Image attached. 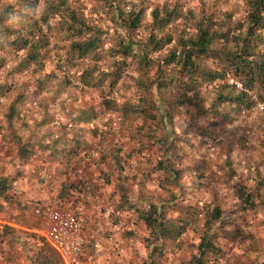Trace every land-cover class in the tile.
Masks as SVG:
<instances>
[{
	"label": "trees",
	"instance_id": "16d2710c",
	"mask_svg": "<svg viewBox=\"0 0 264 264\" xmlns=\"http://www.w3.org/2000/svg\"><path fill=\"white\" fill-rule=\"evenodd\" d=\"M241 1L245 8L239 18L229 11L217 14L200 8L189 19L190 31L179 34L173 45L160 54L172 41L167 27L178 15L175 7L165 3L151 7L149 22L144 23L148 6L141 5L140 0H96L94 16L88 17L70 6L69 0H42V4L39 0H17L0 8V71L5 75L31 71L35 75L46 60L55 62V69H62L59 70L62 75L75 67L69 73L74 81L81 88L95 90L105 107L116 112L122 123L136 134H143L141 144L148 138L158 140L161 134H156L157 131H164L166 120L171 121L172 113L182 109L192 108L201 119L207 117L229 124L256 105L264 107V0ZM142 26L146 31L139 35ZM11 56L14 62L7 66ZM54 78H59L63 88L75 87L67 75L57 77L53 70L34 76L33 85L44 92L46 83ZM13 87V83L0 80V97ZM121 88L128 97L117 102ZM26 98L24 89L17 91L4 112L16 157L22 162L39 145L11 129ZM92 116V111L79 109L75 121L86 122ZM194 129L202 138L209 139L214 133L207 125ZM44 147L51 154L70 158L89 144L59 135ZM118 156L119 150L111 154L112 159ZM224 161L228 184L235 172L228 157ZM203 165L196 162L197 173H203L199 172ZM117 166L121 173L122 166ZM186 168L176 167L171 160L157 162L156 170L163 174L167 185L166 198L133 203L118 184L120 205L136 211L145 230L141 239L151 260L153 255L161 256L169 243L182 247L181 235L191 221L200 218L197 242L188 244L189 259L181 264H216L222 249L216 241L215 228H221L220 235L226 240L240 234L238 213L264 208V175L257 173L250 187L231 184L234 208L225 211L216 193L199 206L179 200L185 187L181 172ZM14 179L12 175L0 176V198L6 197ZM80 183H71L69 187L79 191ZM39 225L36 218L18 224L20 228L0 224V247L6 244L10 248L21 241L27 243L20 247L31 264H63L43 238L31 231ZM227 226L230 228L226 229ZM234 264H264V259L259 263L255 260Z\"/></svg>",
	"mask_w": 264,
	"mask_h": 264
},
{
	"label": "rangeland",
	"instance_id": "374dc122",
	"mask_svg": "<svg viewBox=\"0 0 264 264\" xmlns=\"http://www.w3.org/2000/svg\"><path fill=\"white\" fill-rule=\"evenodd\" d=\"M16 1L0 0V8ZM69 1L70 6L86 17L94 16V8L98 5L96 0ZM140 1L143 3L141 5L148 6L144 23L149 22L148 12L153 6L165 3L175 7L178 12L167 27L172 41L158 52L160 54L173 45L179 34L190 31L189 19L200 8L217 11V14L218 11H229L235 18L241 17L245 8L241 0ZM39 4H42V0H39ZM52 21L55 22L54 19ZM145 31L146 27L142 26L138 34L143 35ZM14 59L11 56L7 66L13 64ZM55 64L46 60L35 75L31 71L7 75L0 71V80L11 82L14 86L9 93L0 97V176L12 175L15 178L6 197L0 198V224L20 228L18 224L35 220L31 210L35 203L57 204L93 218L91 227L83 236L82 264H148L151 259L141 239L145 230L136 211L121 207L118 184L133 203L164 199L167 185L163 174L156 170V164L171 160L176 167L187 166L181 172L185 187L179 200L199 206L210 201L216 193L220 196L221 207L226 211L234 208L231 184L250 187L257 173L264 175L263 106L256 105L229 124H221L207 117L201 119L192 108L175 111L171 121L166 120L165 130L157 131L156 134H161L158 140L148 138L146 143L141 144L143 134H136L122 123L116 112L105 107L95 90L81 88L74 81L70 74L75 67L70 71L65 70L66 74L62 75L59 71L62 69H55ZM51 70L55 71L57 77L67 75L75 87L63 88L59 78H54L46 83L44 92H39L33 85L34 76ZM21 89L25 90L27 98L20 106L19 116L13 121L11 129L21 138L39 142L33 154L23 162L16 157V146L4 119L9 101ZM124 92V88H121L116 95L117 102L127 99ZM204 94L210 95L206 91ZM79 109L92 111V118L77 123L75 119ZM198 125L209 126L214 132L213 136L202 138L194 129ZM59 135L83 140L89 147L77 151L76 156L70 158L51 154L44 146ZM114 150H119L116 159L111 158ZM226 157L235 172L228 184L225 181L228 172L225 169ZM196 162H203L204 167L199 171L202 174L194 168ZM117 164L122 166L121 173ZM76 182H81L80 190L72 191L69 185ZM106 207H110V210L106 211ZM238 215L236 223L240 234H235L233 239H224L220 235L221 228H215L216 241L222 249L221 258L216 264H234L237 261L251 263L255 260L259 263L264 259V208L257 207L254 212H240ZM200 222V218L191 221L180 237L182 247L165 243L168 244L167 250L159 257L153 255L151 264L185 263L190 256L188 244L197 242ZM95 239L99 242L98 247L93 246ZM21 244L27 245L19 241L10 248L6 244L1 246L0 264H31L26 260Z\"/></svg>",
	"mask_w": 264,
	"mask_h": 264
},
{
	"label": "built area",
	"instance_id": "2783aa9c",
	"mask_svg": "<svg viewBox=\"0 0 264 264\" xmlns=\"http://www.w3.org/2000/svg\"><path fill=\"white\" fill-rule=\"evenodd\" d=\"M31 210L40 223L33 231L57 253L62 263L80 264L84 253L83 236L92 225V216L76 214L49 202L35 203ZM105 210L109 211L110 207ZM93 246H99L98 240H93Z\"/></svg>",
	"mask_w": 264,
	"mask_h": 264
},
{
	"label": "clouds",
	"instance_id": "9594fccd",
	"mask_svg": "<svg viewBox=\"0 0 264 264\" xmlns=\"http://www.w3.org/2000/svg\"><path fill=\"white\" fill-rule=\"evenodd\" d=\"M13 16H15V13H12Z\"/></svg>",
	"mask_w": 264,
	"mask_h": 264
}]
</instances>
